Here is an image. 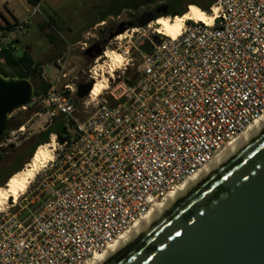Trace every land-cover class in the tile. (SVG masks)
I'll use <instances>...</instances> for the list:
<instances>
[{
	"label": "built area",
	"instance_id": "2783aa9c",
	"mask_svg": "<svg viewBox=\"0 0 264 264\" xmlns=\"http://www.w3.org/2000/svg\"><path fill=\"white\" fill-rule=\"evenodd\" d=\"M205 14L210 24L187 21L174 39L154 33L150 22L107 40L101 54L126 44L138 74L132 85L112 77L94 102H73L79 80L71 75L69 46L53 62L54 74H40L45 95L17 110L32 106L50 120L64 117L51 162L57 172L36 211L0 216V264L85 263L261 117L264 0H216ZM121 23L127 21L117 17L111 32ZM26 25L14 23L8 32L24 34ZM89 38L77 43L82 55L97 41ZM145 41L151 49L143 54ZM129 52L118 53L126 61L121 75L133 66L123 56ZM100 57L81 72L86 83ZM22 131L7 132L0 154Z\"/></svg>",
	"mask_w": 264,
	"mask_h": 264
},
{
	"label": "water",
	"instance_id": "95a60500",
	"mask_svg": "<svg viewBox=\"0 0 264 264\" xmlns=\"http://www.w3.org/2000/svg\"><path fill=\"white\" fill-rule=\"evenodd\" d=\"M152 20L145 13L135 25ZM133 26L119 24L107 40ZM139 49L146 54L151 45L145 41ZM100 53L92 46L84 56ZM91 87L78 85L77 99H85ZM34 93L29 80L0 75V137L10 115L29 105ZM106 264H264V127Z\"/></svg>",
	"mask_w": 264,
	"mask_h": 264
},
{
	"label": "rangeland",
	"instance_id": "374dc122",
	"mask_svg": "<svg viewBox=\"0 0 264 264\" xmlns=\"http://www.w3.org/2000/svg\"><path fill=\"white\" fill-rule=\"evenodd\" d=\"M11 1L15 0H10V2ZM163 1L164 0H42L39 8L33 7V11L32 8L21 6L18 2L13 3L12 7L19 18L21 20L25 19L23 21H27V25L24 27V34L15 33L14 35L18 38V42L15 44L17 48L15 54L17 56L21 55L24 49L29 46V55L35 65L41 68V73L46 71L50 74H54L55 70L52 68L53 62L66 51L69 45L72 58L71 75L78 77V85L88 84L90 83H86L88 78L83 77L81 72L84 71L87 75V70L94 66V60L98 57H94L93 59L85 57L79 52L77 43H82L85 41V37L89 38L91 36L100 41H104L108 37L106 32L109 29H114L117 17H119V20H127V22H130L140 15V13L147 10L150 4L163 5ZM212 1L213 0H175L173 8H183L184 11L187 12L189 5L198 6V8L205 6L204 8H206ZM162 18L173 19L170 16ZM102 20H104V24H96ZM48 21H50L51 24H49ZM157 27L158 25L151 24V29L156 30ZM89 39L92 41L93 38ZM56 49L58 50L56 51ZM129 49V46L124 44L121 46L120 51L117 52L125 53L128 50L130 51L128 55L125 54L123 56L126 58L131 56L134 60L133 66L127 67L123 75H121L120 71L113 73L112 77L116 82L118 76L120 79L123 78L127 81L133 80L137 57L134 55V52ZM104 51V48H102L101 52ZM102 55L103 54L100 53L101 57L95 66L97 74L105 77L104 85L106 87L108 82L111 83L112 80L106 75L108 70L102 64V62H104V60H101ZM6 72L8 74H13L12 71L9 70H6ZM40 81L41 78L37 77L33 84L35 88L39 86ZM87 97L78 100L76 105H81V101H87ZM91 110L92 106L90 105L88 111ZM78 117L81 118V115H78ZM10 119L12 120V126L16 124L18 128L23 127V135L18 138L14 146L1 153L0 185L4 177L20 169L22 162H30L31 152L36 148V145L43 143L41 133L50 125L51 121L43 110L35 109L32 106H28L25 111L15 110L10 115ZM14 122L15 124H13ZM12 131H14V129H7L0 140ZM49 140L46 144L49 143ZM54 143V150H56L58 144L57 140H54ZM53 159L54 151L52 152V160ZM25 165H23L22 168H24ZM56 172L54 168H51V163H49L47 168L30 184L26 193L18 200L17 204L14 207L5 209L0 213V216L4 214L21 213L26 210L36 211L40 203L44 202L46 195L44 193L45 187L53 184Z\"/></svg>",
	"mask_w": 264,
	"mask_h": 264
},
{
	"label": "bare ground",
	"instance_id": "6f19581e",
	"mask_svg": "<svg viewBox=\"0 0 264 264\" xmlns=\"http://www.w3.org/2000/svg\"><path fill=\"white\" fill-rule=\"evenodd\" d=\"M193 5L188 7V11L181 17H175L173 19L162 18L159 19L158 27L155 30L156 34L176 38L180 35L183 24L187 21L192 22H205L210 24L211 18L208 17L203 11L197 8L203 13V18H197L196 14L192 12ZM213 12L216 13V8H213ZM167 21V26L159 23V21ZM101 60L103 66L106 67L108 78H112L113 73L118 71L125 65L123 57L115 52H105L102 55ZM105 77L103 75H96L92 82L91 90L88 93L87 101L94 102L100 97L107 89L104 85ZM94 83V84H93ZM264 127V113L258 118L251 126H249L245 132L240 134L235 140L230 142L224 150L213 159L211 163L205 166L194 178L184 182L179 187L175 188L169 193L160 203L153 205L148 213L142 218L138 219L127 230L120 234L109 246H107L101 253L95 254L84 264H106L112 257H114L125 245L131 242L137 235H139L146 227H148L153 221H155L165 210L174 205L181 197L186 195L191 189L196 187L204 178H206L211 172H213L221 163L226 161L235 151H237L242 145L247 143L258 131ZM54 136H50L48 144L41 145L33 153L30 162H28L22 171L12 175L7 179L6 185L0 188V213L5 209L14 207L18 200L26 193L30 184L35 178L47 168L48 164L52 162V152L54 151ZM15 181V183H13Z\"/></svg>",
	"mask_w": 264,
	"mask_h": 264
},
{
	"label": "trees",
	"instance_id": "16d2710c",
	"mask_svg": "<svg viewBox=\"0 0 264 264\" xmlns=\"http://www.w3.org/2000/svg\"><path fill=\"white\" fill-rule=\"evenodd\" d=\"M30 6L32 7H38L42 0H25ZM216 0H213L211 3L206 8H201L199 7L203 12H207L208 9L213 5V3ZM194 6V5H193ZM198 8V6H195ZM186 12L184 10L180 11L177 14H171L167 15L172 18L174 17H181L184 15ZM49 24H51L50 21H48ZM11 29V25H8L4 28L7 32ZM16 50L12 48V44H9L6 47H1L0 48V59L3 60L4 64L3 66L0 67V75L3 77H12V78H19V79H27L33 84L35 83V80L37 77H40L41 73V68H39L37 65H35L34 61L32 60L31 56L29 55V52L27 49H24L21 55L17 56L15 54ZM6 70L12 71L13 74H8ZM137 71L134 69L133 73V80L132 81H127L125 80L129 85H132L135 82V79L137 78ZM48 90V85L45 84L44 82L40 81L39 86L35 88V93L34 97L40 96V95H45L46 91ZM74 103H77V99H73ZM64 117L59 115L55 118H53L50 121V125L41 133L43 143H40L36 145V148H38L41 145L46 144V142L49 140L50 135H55L57 137L58 143H61L63 141V133H64ZM12 120L9 119L7 129H17L18 127L12 126ZM2 137V136H1ZM0 137V139H1ZM36 148L31 152L30 157L33 155L34 151ZM28 163L25 162L24 165ZM23 164L20 167L19 170H16L15 172L9 174L1 183L0 188L5 184L7 179L12 176L13 174L18 173L20 170H22Z\"/></svg>",
	"mask_w": 264,
	"mask_h": 264
},
{
	"label": "crops",
	"instance_id": "0c3cea01",
	"mask_svg": "<svg viewBox=\"0 0 264 264\" xmlns=\"http://www.w3.org/2000/svg\"><path fill=\"white\" fill-rule=\"evenodd\" d=\"M20 3L21 6H27V8H32L25 0H15L11 1L10 0H0V48L1 47H6L9 44H12V48H14L17 51V48L15 44L18 42V38H16L14 35L9 34L4 28L8 25H12L17 22H21L25 19H20L14 8L12 7L13 3ZM104 20L96 23V24H101L103 23ZM69 46V45H68ZM62 48V47H61ZM60 48V50H61ZM25 49L29 50V46L26 47ZM58 49H56L57 51ZM4 62L3 60L0 59V67L3 66ZM1 156V154H0ZM24 165V162H22ZM7 177V176H6ZM4 177L2 181L6 178Z\"/></svg>",
	"mask_w": 264,
	"mask_h": 264
},
{
	"label": "flooded vegetation",
	"instance_id": "af4514ba",
	"mask_svg": "<svg viewBox=\"0 0 264 264\" xmlns=\"http://www.w3.org/2000/svg\"><path fill=\"white\" fill-rule=\"evenodd\" d=\"M175 0H164L163 1V5H154V4H150L148 9L143 11L142 13H140V15H138L135 19H133L132 21H130L129 23H132L135 25L136 20H138L143 14L147 13L150 14L152 17V23L153 24H157L158 19L163 17V14H157V11H165L166 15H171V14H177L180 11L184 10L183 8L180 9H175L173 8V4H174ZM190 6V5H189ZM205 6H201V8H204ZM185 8V7H184ZM202 11V10H201ZM127 21V20H126ZM99 25V24H98ZM112 29H109L106 32V35L109 36L112 32ZM155 33V31H154ZM108 38V37H107ZM107 40V39H106ZM105 41V40H104ZM104 41H100L97 39V41L95 42L94 46H98L100 48V50L102 49V44Z\"/></svg>",
	"mask_w": 264,
	"mask_h": 264
},
{
	"label": "snow or ice",
	"instance_id": "6c2138e0",
	"mask_svg": "<svg viewBox=\"0 0 264 264\" xmlns=\"http://www.w3.org/2000/svg\"><path fill=\"white\" fill-rule=\"evenodd\" d=\"M192 12L193 13H195L196 14V16H197V18H203V13H201L196 7H192ZM159 23H161V24H164L165 26H167V21H164V20H161V21H159ZM13 183H15V181L13 182Z\"/></svg>",
	"mask_w": 264,
	"mask_h": 264
}]
</instances>
